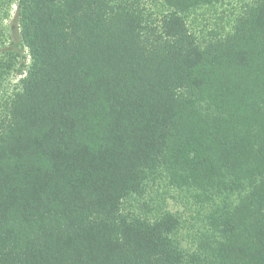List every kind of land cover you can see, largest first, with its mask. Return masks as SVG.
<instances>
[{
    "label": "trees",
    "instance_id": "1",
    "mask_svg": "<svg viewBox=\"0 0 264 264\" xmlns=\"http://www.w3.org/2000/svg\"><path fill=\"white\" fill-rule=\"evenodd\" d=\"M15 1L0 264H264V0Z\"/></svg>",
    "mask_w": 264,
    "mask_h": 264
},
{
    "label": "rangeland",
    "instance_id": "2",
    "mask_svg": "<svg viewBox=\"0 0 264 264\" xmlns=\"http://www.w3.org/2000/svg\"><path fill=\"white\" fill-rule=\"evenodd\" d=\"M225 3L223 4H217L216 7H214V10L210 9L205 11V17L208 19V25L207 28H204L203 23L204 21H201L199 19L198 21V27L204 28V33L207 35V31L209 30V27H213L214 23L218 21V17L220 14H222V10H225V15L223 22L225 24L226 28H229L230 25H226L227 22L232 21V14L229 15L230 11H232L234 8H237L236 11H239L242 5V0H224ZM249 1V0H247ZM16 9H17V4L16 1L13 0L11 5L8 6V12L5 13L6 15L0 13V16L2 17V20H0V30H1V39H0V55L3 57L7 55H16V54H24L26 52V49L23 47L22 40L20 38V29L17 21V16H16ZM2 10V9H1ZM0 17V18H1ZM200 32V31H199ZM25 50V51H24ZM25 62H29V58H24ZM24 76L23 74L18 73V71H14V73L11 74V76L4 81V85L6 88L12 89L15 87V85L18 83L19 79ZM178 196V195H177ZM167 208L172 211H178L184 214L187 218L191 214L190 206L185 203V200H175L173 198H169L167 201ZM189 231L191 234L194 232V229H190L187 227L185 228L182 232L184 233L183 237V245L187 246L190 244L189 241V236L187 232Z\"/></svg>",
    "mask_w": 264,
    "mask_h": 264
}]
</instances>
